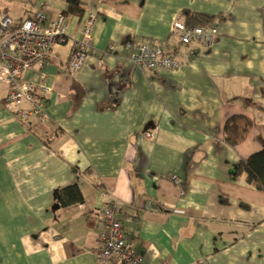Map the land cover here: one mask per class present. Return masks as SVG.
Returning a JSON list of instances; mask_svg holds the SVG:
<instances>
[{"label":"crops","instance_id":"0c3cea01","mask_svg":"<svg viewBox=\"0 0 264 264\" xmlns=\"http://www.w3.org/2000/svg\"><path fill=\"white\" fill-rule=\"evenodd\" d=\"M28 2L17 22L69 6ZM81 2L84 16L66 15L68 42L55 45L43 74L23 75L51 88L49 122L0 106V264H97L98 209L111 200L147 264H264V191L232 175L264 148V0ZM186 10L227 16L212 21L210 47L173 33ZM91 13V47L73 71L72 43ZM131 39L166 41L182 65L136 67L124 47ZM234 115L252 126L231 147L224 126ZM72 184L84 202L55 209L56 191Z\"/></svg>","mask_w":264,"mask_h":264},{"label":"built area","instance_id":"2783aa9c","mask_svg":"<svg viewBox=\"0 0 264 264\" xmlns=\"http://www.w3.org/2000/svg\"><path fill=\"white\" fill-rule=\"evenodd\" d=\"M97 18L95 13H91L83 23L81 41L72 43L70 68L73 71L79 70L86 61ZM172 29L182 44L197 41L210 47L216 35L213 26H190L182 18L174 21ZM68 36L67 16L63 12L49 17L41 9L17 22L0 11V83L7 88L5 97L0 99V106L12 109L22 120L34 118L40 125L49 122L46 95L51 88L44 82L36 84L24 79L23 75L32 68L42 73L55 45L68 42ZM124 47L131 54L133 64L144 71L177 69L182 65L181 61L166 52V41L131 39L126 41ZM115 49L114 45L108 48L110 51ZM146 135L153 137L154 132L147 131ZM169 178L176 184L182 183L177 175H170ZM182 193H185L184 190ZM98 210L101 214V231L97 264H114L116 261L122 264H147L143 251L130 242L123 228L119 204L111 200Z\"/></svg>","mask_w":264,"mask_h":264},{"label":"trees","instance_id":"16d2710c","mask_svg":"<svg viewBox=\"0 0 264 264\" xmlns=\"http://www.w3.org/2000/svg\"><path fill=\"white\" fill-rule=\"evenodd\" d=\"M69 6L63 13L69 16L82 18L85 8L81 0H68ZM184 21L190 26H210L216 18L224 20L227 16L219 14L218 16H209L200 12L184 11ZM252 126L250 119L243 115H234L227 119L224 126V141L231 147H235L243 142ZM59 134V133H58ZM57 134V136H58ZM54 138L47 140L50 144ZM233 177H243L248 183L259 190L264 191V148L253 153L246 159H241L232 171ZM57 203L62 207L84 202L85 197L77 184H72L56 191Z\"/></svg>","mask_w":264,"mask_h":264},{"label":"rangeland","instance_id":"374dc122","mask_svg":"<svg viewBox=\"0 0 264 264\" xmlns=\"http://www.w3.org/2000/svg\"><path fill=\"white\" fill-rule=\"evenodd\" d=\"M23 2L25 7L31 8V3H29L28 0H0V11L8 13L13 17L19 16L21 15V7L24 6Z\"/></svg>","mask_w":264,"mask_h":264},{"label":"water","instance_id":"95a60500","mask_svg":"<svg viewBox=\"0 0 264 264\" xmlns=\"http://www.w3.org/2000/svg\"><path fill=\"white\" fill-rule=\"evenodd\" d=\"M59 206H60V205L57 203V204L55 205V207H54V208L56 209V208H58Z\"/></svg>","mask_w":264,"mask_h":264}]
</instances>
